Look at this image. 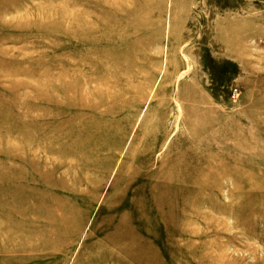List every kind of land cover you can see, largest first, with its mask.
<instances>
[{"label":"rangeland","instance_id":"obj_1","mask_svg":"<svg viewBox=\"0 0 264 264\" xmlns=\"http://www.w3.org/2000/svg\"><path fill=\"white\" fill-rule=\"evenodd\" d=\"M0 264H264V0H0Z\"/></svg>","mask_w":264,"mask_h":264},{"label":"bare ground","instance_id":"obj_2","mask_svg":"<svg viewBox=\"0 0 264 264\" xmlns=\"http://www.w3.org/2000/svg\"><path fill=\"white\" fill-rule=\"evenodd\" d=\"M74 14H76V13H74ZM74 14H73V16H74ZM78 14H76V16H77ZM77 17H79V15L77 16ZM72 18V17H71ZM74 18V17H73ZM80 18V17H79ZM78 18V19H79ZM82 18V17H81ZM75 19V18H74ZM73 21H76V20H73ZM81 21H83V19H81ZM86 21V20H85ZM100 21V20H99ZM116 21V20H115ZM86 22H88V21H86ZM95 22V21H94ZM102 22V21H101ZM106 22V21H105ZM73 23V22H72ZM84 25H83V24ZM81 24H80V22L78 23V25L80 24V27H82L81 29L79 28V27H77V24L76 23H74V25H73V28H72V31H71V34H72V36H73V38L74 39H77L76 37H78V36H86V33H87V35H88V32L86 31V29H85V23L84 22H82ZM97 23V22H96ZM107 23V22H106ZM89 23H87L86 25H88ZM90 24H91V21H90ZM110 24H112V23H110ZM94 25H96V24H94ZM93 25V26H94ZM89 26H91V25H88V27ZM106 26V25H105ZM113 26V25H112ZM97 27V26H96ZM103 25L101 26V28L100 29H103ZM110 27V26H109ZM114 27V26H113ZM123 27V26H122ZM80 30H78V29ZM94 28H95V26H94ZM119 28V27H118ZM117 28V29H118ZM127 28V27H126ZM106 29V28H105ZM104 29V30H105ZM113 29H115V27L114 28H112V30ZM130 29V28H129ZM97 30V29H96ZM110 30H111V28H110ZM116 30V29H115ZM120 30H122V28L120 29ZM106 32V31H105ZM104 32V33H105ZM96 33V32H95ZM102 33V32H101ZM103 33V34H104ZM109 32H106V34H108ZM90 35V34H89ZM117 35H119V34H117ZM126 35V34H125ZM110 36L112 37V39L114 38L111 34H110ZM109 35H108V37H110ZM123 36H124V34H123ZM122 35L120 36L121 38H124ZM90 37V36H89ZM116 37V36H115ZM126 37H128V35L126 36ZM125 37V38H126ZM124 38V39H125ZM129 38V37H128ZM102 39H104L105 41H112L111 39H109V40H106L107 39V37L106 38H104V37H100V41H103ZM127 39V38H126ZM125 39V40H126ZM91 40H93V39H91ZM97 40V39H96ZM124 40V41H125ZM94 41V40H93ZM99 41V42H100ZM97 42V41H96ZM79 43H86V41L85 40H82V41H80V42H77V45H79ZM107 43V42H106ZM109 43V42H108ZM115 43V42H114ZM84 45V44H83ZM125 45V44H124ZM127 46H128V43H127ZM124 47V46H123ZM129 49V48H128ZM89 50V49H88ZM137 50V49H136ZM90 51V50H89ZM136 52V51H135ZM92 54H93V52H92ZM132 54H133V52H132ZM136 54V53H135ZM134 54V55H135ZM126 55V54H125ZM85 56H87V57H89L88 55H85ZM136 56V55H135ZM145 56V55H144ZM144 56H143V54H142V58H144ZM126 57V56H125ZM124 57V58H125ZM123 58V57H122ZM128 58V57H127ZM134 58V57H133ZM84 59V58H83ZM122 60V59H121ZM128 63V62H127ZM128 65V64H127ZM126 65V66H127ZM121 66V65H120ZM125 66V67H126ZM130 66V65H129ZM132 67V66H131ZM131 67H128V68H126V70L128 69V71H125L124 70V74H127V72L129 73V69H131ZM133 67H134V65H133ZM116 70L117 71H123V69L122 68H120V67H117L116 68ZM154 71V70H153ZM126 72V73H125ZM141 72H142V70H141ZM143 73H144V71H143ZM151 73V74H150ZM150 73L147 75V78H152V74H153V72L152 71H150ZM145 74V73H144ZM120 75H121V73H120ZM140 75V74H139ZM143 75V74H142ZM124 76V75H123ZM122 76V77H123ZM131 76V74L129 75V77ZM146 76V75H145ZM142 77H144V76H142ZM123 78H126V77H123ZM133 78H135V79H137V75H133ZM145 78V77H144ZM105 79H108V80H106L107 82L106 83H103V85L105 86V88H104V91H105V93H108V91H110V89L111 88H117V87H121V89L124 91V93H130L131 92V88L133 89V85L131 84L132 83V80H124V83H120L118 80L117 81H114L113 83H112V85H110V82H111V80H110V76H109V74H105ZM84 79H82V81H83ZM121 81V80H120ZM135 81V80H134ZM123 82V81H122ZM84 84V83H83ZM82 84V85H83ZM81 85V86H82ZM80 86V87H81ZM135 86V85H134ZM83 88H84V86L81 88L82 90H83ZM146 89V88H145ZM121 90V91H122ZM138 90H139V88H138ZM69 92V91H68ZM142 92V90L140 91V94H142L141 93ZM69 94V93H68ZM71 96V95H70ZM69 96V97H70ZM118 97H120V96H118ZM86 98V97H85ZM161 141V140H160Z\"/></svg>","mask_w":264,"mask_h":264}]
</instances>
